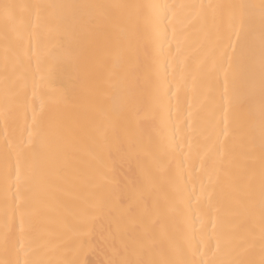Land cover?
Returning a JSON list of instances; mask_svg holds the SVG:
<instances>
[{
    "label": "bare ground",
    "instance_id": "bare-ground-1",
    "mask_svg": "<svg viewBox=\"0 0 264 264\" xmlns=\"http://www.w3.org/2000/svg\"><path fill=\"white\" fill-rule=\"evenodd\" d=\"M84 2L193 5L252 3L256 0ZM194 11L177 9L175 38L171 28L168 33L170 48L165 43L161 50L158 39L145 32L134 36L117 33L94 48L85 68L86 74H82L67 64L56 71H50L46 62L40 63L38 67L37 56H43L51 50V43L46 36H42L36 43L37 55L32 57L30 67L17 69L15 75L9 73L13 79L22 75L27 87L23 104L17 105L10 100L11 111L7 123L0 116V236L13 223L17 234L19 232L20 216L17 212L13 220L12 210L20 203L14 200L17 194L15 168L17 155L22 153L29 165L33 160L36 161L38 175L30 190L21 185L20 193L29 207L35 206L39 210L34 222L45 230L47 239L56 250L55 254H49L50 257L74 261L76 264H106L111 253L105 238L111 240L110 232L115 231V226L110 229L107 214L96 212V201L91 195L94 186L101 181L94 172L96 161L92 152L95 146L84 129L94 120L103 122L108 132L106 155L110 153L111 157L108 161L112 170L110 175L117 184H126L135 193L133 199L125 201L121 211L127 212L132 207L137 213L143 214L145 209L140 203V196L142 194L144 199L150 200L152 192L148 177L174 173L182 166L186 178H189L188 191L192 193L189 223L196 229V239L187 252V258L205 261L217 258L208 251L206 240L200 242L199 234L211 233L214 228L217 232L226 231L231 227L232 218L228 207L237 180V170L234 167L235 154H230L228 149L234 143V121L242 118L233 98L231 73L239 69L235 61L229 68L228 57L233 54L231 48L227 47L226 39L210 44L195 22L186 23ZM232 39L239 51L242 41H236L234 36ZM178 44L180 51L177 53ZM165 61L171 63L168 79L173 81L175 76L172 83L174 95L170 101L163 93L158 96L155 90L158 72L162 74ZM4 77L3 52L0 48V112L5 106ZM226 78L229 81L227 92ZM123 90L133 95L142 92L143 98L138 109L142 117L148 114L147 119L138 122L130 111L122 108L120 94ZM91 91L97 92V99L106 114L97 109L85 115V108L79 101ZM66 93L72 94L74 103L63 102ZM34 114L36 124H33ZM125 115L129 118L127 131L123 125ZM169 117L173 121L179 117L182 151L163 157L158 167L147 153L156 150L162 134L166 132L165 124ZM53 123L61 124L65 131L58 176L50 175L47 168L49 133ZM139 125L151 133L153 142L150 144L145 138L142 144L130 148ZM130 153H139L142 163L138 165L135 159L130 163ZM37 195L38 201L33 205V197ZM128 223L131 226V221ZM69 224L85 230L74 234L68 230ZM73 240L86 243H72ZM116 242L119 243V240ZM211 245L214 251L215 240H212Z\"/></svg>",
    "mask_w": 264,
    "mask_h": 264
},
{
    "label": "snow or ice",
    "instance_id": "snow-or-ice-1",
    "mask_svg": "<svg viewBox=\"0 0 264 264\" xmlns=\"http://www.w3.org/2000/svg\"><path fill=\"white\" fill-rule=\"evenodd\" d=\"M177 9L195 10L186 23L195 22L210 44L226 39L227 47L233 54L228 57L229 68L235 61L239 69L231 73L233 98L242 113V118L234 121V143L228 149L230 154H235L234 167L237 170L228 207L231 227L226 231L217 232L214 228L211 233L199 234L200 242L206 240L208 251L217 258L208 261L187 258V252L196 239V229L189 223L192 193L188 191L189 178H186L182 166L174 173L148 177L152 192L150 200L144 199L142 194L140 196V203L145 209L143 214L132 207L122 212L125 201L133 199L135 193L129 190L128 185L117 184L110 175L112 170L108 161L111 157L110 153L106 155L108 132L103 122L93 120L84 132L95 146L92 152L96 161L94 172L101 182L94 186L91 195L96 201V212L107 214L110 229L115 226V231L110 232L111 240L105 238L111 253L106 264H264V0L193 5L0 0V48L5 71V106L0 116L7 123L10 100L17 105L25 102L27 84L24 77L21 75L13 79L9 73L15 75L17 69L30 67L32 57L37 55L36 43L42 36H46L51 43V50L37 56L38 67L46 62L50 71H56L67 64L86 74L85 68L94 48L117 33L134 36L145 32L158 39L161 50L165 43L170 48L168 33L171 28L175 38ZM233 36L236 41H242L239 51ZM179 51L178 44L177 53ZM170 67L171 63L165 61L155 85L157 95L163 93L169 101L174 95L172 83L175 80V76L173 81L168 79ZM228 84L226 78V92ZM142 98V92L133 95L123 90L120 94L122 108L130 111L138 122L148 118L147 113L142 117L138 109ZM63 102L74 103L72 94L66 93ZM79 103L85 108V115L97 109L106 114L95 91L83 95ZM128 123L129 118L125 115V131ZM33 124H36L35 114ZM165 128L156 150L147 153L158 167L163 157L182 151L179 117L176 121L169 117ZM49 136L47 168L50 175L58 176L65 138L63 126L53 123ZM145 138L150 144L153 142L151 133L139 125L130 148L142 144ZM133 159L138 165L142 163L139 153H130L129 162ZM37 175L36 161L29 165L23 154L18 153L15 168L17 194L14 200L20 203L13 208L12 218L14 220L15 214L19 213V232L17 234L13 223L0 236V264H76L50 257L49 254H55L56 250L47 239L45 230L34 222L39 210L35 206L29 207L20 193L21 185L30 190ZM37 201L38 195L33 197V205ZM68 230L75 234L85 229L69 224ZM212 240H215L214 251ZM72 243L86 242L73 240Z\"/></svg>",
    "mask_w": 264,
    "mask_h": 264
}]
</instances>
